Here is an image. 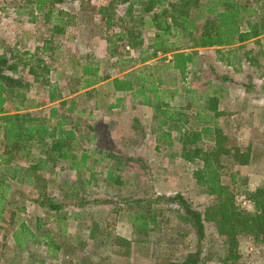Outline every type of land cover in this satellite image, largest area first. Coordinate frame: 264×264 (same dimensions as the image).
<instances>
[{
  "label": "rangeland",
  "instance_id": "rangeland-1",
  "mask_svg": "<svg viewBox=\"0 0 264 264\" xmlns=\"http://www.w3.org/2000/svg\"><path fill=\"white\" fill-rule=\"evenodd\" d=\"M147 1L140 0L128 10L127 3L121 4L118 0H63L47 3L37 10L36 0H0V53L10 57V61H19L20 73L29 81L32 77L27 67L22 66L23 61H34L33 56L45 61L48 71L44 75L57 84L61 101H65L63 105L60 101L54 104L57 113L67 120L66 126H77L82 148L95 152L104 147L131 157L119 171L122 184L104 181L103 163H95L92 168L95 177L83 183L87 199L98 197L108 202L90 201L83 207H75L76 199L69 195L77 174L65 167L66 161H61L53 170L40 171L45 177V192L65 205L67 218L63 221L56 220L38 203L34 180L14 184L10 203L0 219V264H169L181 260L195 247L193 228L180 219L176 202L160 197L181 193L194 208L202 211L219 198L204 191V186L195 180L193 171L200 162H189L180 156L179 137L183 136H180L183 128L168 121L165 129L174 137L172 144L157 141L159 132L155 129L160 114L151 105L133 99L130 92H116L112 88V78L126 76L130 71L139 73L142 67L150 77L163 81L161 89L178 90L169 105L182 107L189 118L185 125L189 130L196 127L192 115L200 111L208 119L215 118L225 136V145L250 147L251 158L246 165L231 163L225 157L220 159L217 169L222 184L230 185L231 174L235 172L241 189L252 190L264 184V33L226 47L196 48L195 64L188 66L182 81L177 70L165 67L171 57L167 49L187 47L185 50L190 51V33L181 27L174 29L169 18L166 19L169 33H164L165 28L155 27L152 20L158 8L144 11ZM173 1L176 0H165L164 5L169 7ZM208 1L211 0H196L203 8ZM235 2L244 8L240 19L242 29L264 23V0H229V3ZM100 6H110L113 15L110 24L98 12ZM188 11L189 22L197 17L198 9L189 3ZM203 15L195 20L198 29L210 16ZM69 17H72L69 22L59 25V18ZM157 18L161 20L163 16ZM161 41L165 44H159ZM220 48L232 49L227 59L230 65L220 60L217 52ZM86 64L96 66L103 79L84 88ZM212 69H216L214 74ZM192 70H198L200 81L192 82ZM221 85L223 88H218ZM216 87L221 89L218 105L222 113L219 115L206 108V99ZM44 89L37 81L27 91L29 98L45 101L39 108H30L37 118L46 117L50 107ZM117 99L118 108H108ZM205 123L212 125L213 121ZM187 138L188 135L182 137ZM37 154L33 149L29 157H17L14 161L27 165ZM95 156L99 155L89 157L87 162L91 164ZM84 169L82 178L86 179L89 173ZM133 198L141 199L138 206L130 202ZM242 205L252 208L246 200ZM139 206L142 210L158 208L157 223L143 233L133 227ZM73 211L79 213L73 214ZM21 221L35 233L24 249L18 248L12 237V231ZM205 226L208 240L202 241L205 244L202 251L208 258L204 264H226L224 243L217 233V217L207 220ZM37 238L40 242L34 240ZM51 239L56 244L47 246ZM238 249L241 263L264 264V245H254L249 236L239 237Z\"/></svg>",
  "mask_w": 264,
  "mask_h": 264
},
{
  "label": "trees",
  "instance_id": "trees-1",
  "mask_svg": "<svg viewBox=\"0 0 264 264\" xmlns=\"http://www.w3.org/2000/svg\"><path fill=\"white\" fill-rule=\"evenodd\" d=\"M63 0H36L37 10H41L45 4L50 2H62ZM165 0H148L144 11H152L154 8L158 10L153 14V25L159 29H164V33H169L170 29L166 28V19L169 18L173 23V28L181 27L190 33L192 43L188 48L182 49L168 47L167 51L171 52L167 68L177 70L181 75V79L186 78L188 66L195 64V49L198 47H226L238 42H245L255 38L261 33H264V23H255L249 29H242L240 19L242 18L241 10L237 2L229 3L222 0L208 1L206 7L197 4L196 0H176L169 2V7L164 5ZM119 3H127V8L130 10L134 4L140 0H118ZM192 4L198 9L196 18L190 19L188 5ZM169 8V9H168ZM168 9V10H167ZM98 12L106 17L108 24L113 19L110 6H100ZM204 13L210 16L198 28L195 27L197 19L203 18ZM163 18L158 20V16ZM72 17L67 19L59 18V25L69 22ZM174 28V29H175ZM158 43H155L156 45ZM159 44H165L161 41ZM132 46V44L129 43ZM217 49L220 53V60L231 64L228 61V55L232 49L226 51ZM221 53H226L223 56ZM34 61H27L23 67H27V73L31 75L32 81L22 77L19 69V61H10V57L0 53V219L3 218L7 204L9 205V196L14 192V184L36 183L34 186L38 189V203L46 207L56 220L63 221L67 218V213L63 210L65 205L57 198L51 197L45 192L44 180L45 177L40 174V171L46 168L53 170L61 161H66L65 167L73 170L77 174L76 183L70 191V197L75 198V207H83L90 201L108 202L107 199L95 197L93 200L87 199L88 193L84 187V182H90L93 179L94 172L89 173V177L82 178V168L87 163V159L93 155L88 152L89 149H84L80 144V137L76 127L66 126L67 120L57 113V106L54 104L61 101L62 94L56 83L45 77L48 71V65L39 57L33 56ZM146 58L143 59L145 61ZM145 67L140 68L141 72L130 71L123 77H114L111 79L112 88L116 92H130L133 99L139 100L141 104L151 105L156 114H160L156 131L157 141H162L163 144L171 145L173 136L171 131L165 129L168 121L179 124L183 130L180 136L188 138L179 140L182 142L180 156L189 161H199L200 166L193 171L195 180L204 186V191L217 195L219 200L205 208L199 210L194 208L190 201L181 193L169 197H160L166 200L176 202L179 211V217L182 221L188 223L194 231L196 245L191 248L179 261L170 262L169 264H204L208 257L203 254L202 249L205 244L202 241L207 239L205 222L213 216L217 217V233L222 237L225 249L223 262L226 264H243L240 262L239 253V237L249 236L254 245H264V184L256 186L252 190L241 189L238 184L236 174H231L230 185L222 184L217 166L220 159L225 157L227 161L246 165L250 162L251 153L250 147L245 148L239 146L228 147L224 144L225 136L222 129L218 127L215 118L208 119L200 114V111L195 112L191 119H196V127L190 130L185 126L188 117L182 112V107H171L169 100L178 92L177 89H161L160 84L163 81L154 77H150L147 72H144ZM40 70L38 73L37 70ZM143 71V72H142ZM212 74L216 69H212ZM45 72V73H44ZM96 66L86 64L83 66V75H85L84 88L95 85L103 78L98 75ZM192 82L200 81L198 70H192ZM40 81L44 86V94L48 108L46 117L37 118L32 115L30 108H39L45 104V101H37L29 98L27 91L33 82ZM175 82V81H174ZM184 86L183 84H181ZM219 86L218 88H222ZM220 89L213 90L209 98L206 99L207 111L213 112L215 115L221 114L218 109L217 93ZM73 91V90H71ZM184 91L189 89L184 88ZM161 93V94H160ZM163 95V96H161ZM166 100H163L164 98ZM73 102V99H72ZM114 104H109L108 108L114 107ZM68 110H71L69 108ZM63 119H62V118ZM55 118V121L51 119ZM213 121L212 125L205 122ZM194 124V120H191ZM78 125V124H77ZM191 126V125H190ZM92 129V126H89ZM112 148L111 144H107ZM33 149L37 150L38 154L35 158L30 159L27 165H20L15 158L32 155ZM113 149V148H112ZM99 154H102L101 159H107L105 167H107V176L104 181L114 184H122L121 175L118 171L122 170L127 161L131 159L126 155L115 152L111 149L101 147ZM19 159V158H18ZM140 160V158L138 159ZM233 187V188H231ZM238 195H242V199H238ZM246 200L251 205V209H247L242 205V201ZM127 201V200H126ZM140 198L130 199L132 204L138 206ZM141 206L137 207L133 217V227L139 233L146 232L149 226L156 224V215L158 208H148L142 210ZM79 212L73 211V214ZM14 215V212H12ZM37 225V228L39 227ZM35 236L34 231L25 222L21 221L12 231V237L18 248L24 249L26 242ZM40 242V238L34 239ZM48 245H55V241L51 239ZM58 247V245H56Z\"/></svg>",
  "mask_w": 264,
  "mask_h": 264
},
{
  "label": "crops",
  "instance_id": "crops-1",
  "mask_svg": "<svg viewBox=\"0 0 264 264\" xmlns=\"http://www.w3.org/2000/svg\"><path fill=\"white\" fill-rule=\"evenodd\" d=\"M223 88V87H222ZM216 89H217V87H216ZM216 89H213V90H216ZM221 90V89H220ZM220 90H219V92H220ZM213 92V91H212ZM218 92V93H219ZM218 93H217V97L220 99V96L218 95ZM118 100L119 99H117V100H115V109H117L118 108ZM218 109H219V111H220V108H219V105H218ZM221 113H222V111H220ZM127 146H128V141H127ZM158 146V145H157ZM87 149V148H86ZM100 149L101 148H99V149H97V151H95V152H91V153H93V156L94 155H99V156H95V159H93V162L91 163V164H89L88 162L86 163V165L84 166V170L87 172L88 171V173H91V172H94L93 171V167L95 166V163L96 164H98V163H103V166H104V170H103V174H105L104 175V177H106L107 176V173H106V170H107V167H105V164L107 163V159H101V156H102V154H99V151H100ZM90 152V151H89ZM93 156H90V157H92L93 158ZM81 171H83V168H82V170ZM118 173H119V171H118ZM110 183H112V182H110ZM112 184H114V183H112ZM116 185V184H115Z\"/></svg>",
  "mask_w": 264,
  "mask_h": 264
}]
</instances>
